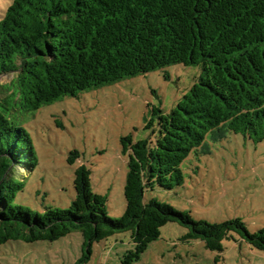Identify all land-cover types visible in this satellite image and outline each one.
Instances as JSON below:
<instances>
[{
  "label": "trees",
  "instance_id": "obj_1",
  "mask_svg": "<svg viewBox=\"0 0 264 264\" xmlns=\"http://www.w3.org/2000/svg\"><path fill=\"white\" fill-rule=\"evenodd\" d=\"M197 65L200 74L170 111L154 107L149 134L122 136L127 154L126 206L107 211V195L93 190L91 171H74L68 208L36 212L13 204L23 189L17 170L37 156L28 132L10 118L65 95L170 64ZM0 74H12L0 97V244L53 241L79 230L86 264L95 242L128 232L133 248L122 264L138 260L167 222L184 227L182 239L221 252L235 234L264 251V226L251 232L238 217L194 219L145 191L183 182L181 163L208 134L240 133L264 140V0H13L0 18ZM79 157L69 152L68 161Z\"/></svg>",
  "mask_w": 264,
  "mask_h": 264
},
{
  "label": "rangeland",
  "instance_id": "obj_2",
  "mask_svg": "<svg viewBox=\"0 0 264 264\" xmlns=\"http://www.w3.org/2000/svg\"><path fill=\"white\" fill-rule=\"evenodd\" d=\"M13 0H0V18ZM200 74L197 65L170 64L155 70L65 95L34 110L14 109L10 118L24 128L34 147L37 164L17 170L23 189L13 204L43 212L46 207L68 208L75 197L74 171L85 164L94 191L107 195V211L119 217L126 206L124 185L127 154L120 138L133 140L149 134L146 123L154 107L170 111ZM12 74H0V97L11 91ZM79 157L68 161L69 152ZM183 182L172 189L155 185L145 198L155 197L194 219L211 222L241 218L254 232L264 226V140L240 133L208 134L181 163ZM186 229L167 222L160 236L149 243L131 264H264V251L251 247L235 234L223 240L221 252L201 240L186 241ZM79 230L59 239L0 244V264H73L82 252ZM133 248L128 232L95 242L86 264H122Z\"/></svg>",
  "mask_w": 264,
  "mask_h": 264
}]
</instances>
